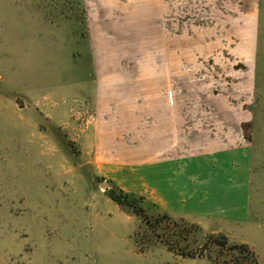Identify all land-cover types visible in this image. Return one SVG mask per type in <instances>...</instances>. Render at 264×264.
Listing matches in <instances>:
<instances>
[{
  "label": "rangeland",
  "instance_id": "rangeland-1",
  "mask_svg": "<svg viewBox=\"0 0 264 264\" xmlns=\"http://www.w3.org/2000/svg\"><path fill=\"white\" fill-rule=\"evenodd\" d=\"M257 2L256 90L245 128L252 219L206 227L219 233L163 217L144 200L137 215L113 201L110 182L94 173L93 163L106 161L89 136L99 121L97 66L152 50L154 24L123 21L138 9L106 0H0V264H255L251 254L231 250L240 244L264 264V0ZM113 179L115 188L142 197L136 173ZM226 190L227 204L243 206L244 194ZM220 236L226 246L215 242ZM201 248L204 257L183 254Z\"/></svg>",
  "mask_w": 264,
  "mask_h": 264
},
{
  "label": "crops",
  "instance_id": "crops-1",
  "mask_svg": "<svg viewBox=\"0 0 264 264\" xmlns=\"http://www.w3.org/2000/svg\"><path fill=\"white\" fill-rule=\"evenodd\" d=\"M257 4L106 0L136 7L122 20L153 23L154 41L134 61L122 55L124 64L115 65L107 57L97 66L99 121L89 136L106 161L93 163L96 177L114 187L117 175L136 173L144 201L205 229L251 222L254 173L245 128L256 90ZM135 134L138 144L130 141ZM227 186L244 194L243 206L227 204Z\"/></svg>",
  "mask_w": 264,
  "mask_h": 264
},
{
  "label": "trees",
  "instance_id": "trees-1",
  "mask_svg": "<svg viewBox=\"0 0 264 264\" xmlns=\"http://www.w3.org/2000/svg\"><path fill=\"white\" fill-rule=\"evenodd\" d=\"M107 194L108 196L113 200L115 201L116 203H118L120 206H123V207H129V208H132L133 211L137 214V215H140L141 214H138L137 213V206H136V203L137 201H143V198L139 197H135L133 195H130L128 193H125L123 192L122 190H119L115 187H112V189H109L107 190ZM144 217V215H143ZM163 217H166L168 218L169 215L168 214H163ZM220 239L222 240H216L215 242L218 243L219 245H222V246H226L227 245V238L226 237H223V236H220ZM204 248H201L200 252H197V249L195 250H192V252H183V254L185 255H188V256H191V257H199V256H202L204 257ZM231 250H238L243 253H249L251 254V258L254 260L255 264H260V259H259V256L256 254V252L254 251L253 248H251L249 245H246V244H240V245H233L231 247ZM186 256V257H188Z\"/></svg>",
  "mask_w": 264,
  "mask_h": 264
},
{
  "label": "water",
  "instance_id": "water-1",
  "mask_svg": "<svg viewBox=\"0 0 264 264\" xmlns=\"http://www.w3.org/2000/svg\"><path fill=\"white\" fill-rule=\"evenodd\" d=\"M101 186H105V188H110V186L108 184L102 183Z\"/></svg>",
  "mask_w": 264,
  "mask_h": 264
}]
</instances>
